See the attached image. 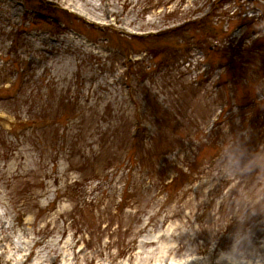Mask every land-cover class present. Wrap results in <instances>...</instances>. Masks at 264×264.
I'll use <instances>...</instances> for the list:
<instances>
[{"label": "rangeland", "instance_id": "374dc122", "mask_svg": "<svg viewBox=\"0 0 264 264\" xmlns=\"http://www.w3.org/2000/svg\"><path fill=\"white\" fill-rule=\"evenodd\" d=\"M256 89L264 0H0V264H215L241 197L264 254Z\"/></svg>", "mask_w": 264, "mask_h": 264}, {"label": "clouds", "instance_id": "9594fccd", "mask_svg": "<svg viewBox=\"0 0 264 264\" xmlns=\"http://www.w3.org/2000/svg\"><path fill=\"white\" fill-rule=\"evenodd\" d=\"M254 94L260 97L259 90ZM264 100V97H260ZM249 133L237 131L227 133L216 146L214 166L217 174L225 178L264 174V150H251L248 146ZM255 209L246 197L236 201L232 213V230L227 234L228 244L221 249L215 264H264V254L252 245L251 220Z\"/></svg>", "mask_w": 264, "mask_h": 264}, {"label": "bare ground", "instance_id": "6f19581e", "mask_svg": "<svg viewBox=\"0 0 264 264\" xmlns=\"http://www.w3.org/2000/svg\"><path fill=\"white\" fill-rule=\"evenodd\" d=\"M3 249H5L3 246H1Z\"/></svg>", "mask_w": 264, "mask_h": 264}, {"label": "trees", "instance_id": "16d2710c", "mask_svg": "<svg viewBox=\"0 0 264 264\" xmlns=\"http://www.w3.org/2000/svg\"><path fill=\"white\" fill-rule=\"evenodd\" d=\"M212 50V49H211Z\"/></svg>", "mask_w": 264, "mask_h": 264}]
</instances>
